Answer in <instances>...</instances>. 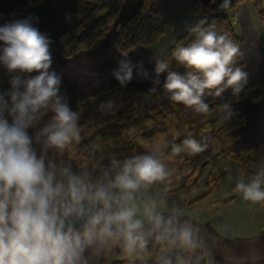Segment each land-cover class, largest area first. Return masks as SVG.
Here are the masks:
<instances>
[{"label":"clouds","instance_id":"clouds-1","mask_svg":"<svg viewBox=\"0 0 264 264\" xmlns=\"http://www.w3.org/2000/svg\"><path fill=\"white\" fill-rule=\"evenodd\" d=\"M227 6V2L222 5ZM192 31L197 39L187 47L178 46L173 53L192 71L186 76L169 72L164 87L173 101L206 112L208 105L202 100L205 90L208 94L215 90L216 96L228 87L239 92L246 74L232 67L238 45L225 35H217L211 26L202 29L197 25ZM0 41L4 44L0 62L9 72L38 73L23 80L19 76L12 79L11 107L0 95V264H84L88 246L116 233L122 234L129 246L134 245L142 222L134 218L135 208L121 202L131 199L142 183L147 186L164 180L168 175L164 165L151 155H142L125 160L122 166L113 161L120 171L106 181L93 183L69 168H63L57 179L56 172L46 168L43 156L37 157L28 134V129L51 111L54 115L38 134V138L46 137V148L64 149L80 139L78 114L61 102L59 78L48 71L50 42L26 20L0 27ZM167 67L158 61L156 72ZM116 77L121 82L130 80V64L122 62ZM183 143L191 153L204 150L193 139ZM180 151V147L173 148L175 153ZM260 184L258 176L237 188L246 200L256 202L264 200ZM83 217H87L84 229L77 231L75 223L69 221ZM152 219L157 227L172 224L171 219L164 221L161 216ZM179 237L185 245H192L190 227L179 229Z\"/></svg>","mask_w":264,"mask_h":264},{"label":"trees","instance_id":"trees-1","mask_svg":"<svg viewBox=\"0 0 264 264\" xmlns=\"http://www.w3.org/2000/svg\"><path fill=\"white\" fill-rule=\"evenodd\" d=\"M26 1L29 6L35 7L44 0ZM122 1L116 0L115 5L107 10L105 6L98 5L93 0H76L75 13L79 18V23L72 29L58 35L62 58L68 59L79 52L95 48L99 40L105 36L114 23ZM246 1L224 0L214 9H200L192 19L190 29L172 44L167 54L162 58L161 62L168 65L165 71L167 73L175 72L182 76H186L192 71V69L178 62L173 53L178 46L187 47L197 39V34L192 31L197 25L202 29H208L210 26L213 30L220 29L228 39L239 46L242 39L235 34L230 13ZM225 2L228 5L226 8L222 7ZM156 5L157 0H140L139 12L132 15L124 25L117 29L118 39L115 47L119 53L126 54L135 48L154 46L165 35L169 25L157 26L153 23L158 16ZM254 8L261 10L260 0H256ZM262 13L261 11L259 15L261 16ZM17 76L23 80L33 75L19 71L9 72L5 65L0 62V95H3L9 107H11L10 93L13 91L11 82ZM20 90L23 91V87ZM166 91L164 86L153 89L148 93L134 88H115L94 99L89 106H86L83 102H78L76 113L78 114L77 127L80 139L73 144L72 151L74 155L87 160L94 150L115 143H122L125 151L133 152L137 143L151 140L167 129L183 127L181 136L176 138L160 154V158H165L174 153V147L189 150L183 143L188 139H193L201 145L205 134L210 136L218 148L211 159L224 156L234 142V138L230 133L243 125L241 117L231 116L227 113L226 105L229 102L240 101L253 92H255L252 97L253 101L262 98L264 96V79L255 83L240 85L239 92H235L233 89L229 99L217 103L206 102L208 111H197V114L207 119L194 127L188 120L184 104L181 102L169 100L150 109L146 108L153 100L164 95ZM107 101L112 103V108L106 116L99 117L97 109ZM143 129L146 130L141 131ZM39 139L46 140V137H39ZM228 157L238 162L245 161L247 168L245 170L240 169V171L253 182L256 177L253 171L251 151ZM209 195L210 191H207L195 200L188 202L187 207L204 201ZM231 200L216 201L213 205H227ZM259 203L264 214V200H260ZM161 217L164 221L171 219L172 224L157 227L154 221H148L144 227L138 229L140 232L137 235L139 239L134 245L129 246L123 238L114 253L106 254L99 264H131L141 259L150 260L157 264H237L213 251L212 247L216 245L219 247V245L228 241H224L219 237L209 224L195 223L187 217L176 215L166 214ZM187 225L208 234L210 239H205L198 234L192 236V245H185L179 237V229ZM83 229L84 227L76 230L82 232ZM239 242L260 243L264 242V237L240 240ZM241 264H264V259Z\"/></svg>","mask_w":264,"mask_h":264},{"label":"crops","instance_id":"crops-1","mask_svg":"<svg viewBox=\"0 0 264 264\" xmlns=\"http://www.w3.org/2000/svg\"><path fill=\"white\" fill-rule=\"evenodd\" d=\"M75 1L44 0L37 6L31 7L26 0H0V27L26 20L49 40L51 65L48 71L55 73L59 78L58 95L62 98L61 102L66 103L73 112H76L78 102L92 103L97 97L115 88H134L148 93L164 86L168 73L166 71L157 73V62H161L172 44L190 29L192 19L200 9H214L222 3L217 4L212 0H157L158 16L153 23L157 26L169 25V29L154 46L135 48L126 54L119 53L115 47L117 32L111 41H106L105 35L95 48L64 59L60 55L58 35L79 23L75 13ZM125 5L138 9L140 4L138 0H123L119 12ZM230 15L235 34L242 39V43L238 46L239 54L234 58L232 67L240 68L246 74L241 85L258 82L264 79V29L260 27L263 23L262 16L257 14L247 2L234 9ZM118 28L119 24L114 30L117 31ZM214 31L217 35H225L220 29L216 28ZM3 47L4 44L0 41V56L3 55ZM122 62L129 63L132 68L131 79L123 82L116 77V73L121 72ZM31 74L35 76L38 73ZM232 90V87H228L219 96L214 94L215 90H212V94H208L209 90H205L202 100L204 103L221 102L229 99ZM254 94L255 92L240 101L229 102L225 107L229 115L243 119V125L230 133L234 142L226 151L228 156L233 157L248 151H251V154L264 156V96L253 101ZM169 100H172L171 93L167 90L148 106H157ZM184 110L187 116L197 114L194 106L189 107L184 104ZM53 115L54 113L50 111L43 120H51ZM230 205L231 203L217 207V210L228 208ZM242 206L247 207L243 203ZM255 207L260 208L259 205ZM221 223L225 224L223 221ZM217 225L212 223L213 228H217ZM247 233L243 236L244 239L251 237L247 235L252 232ZM106 242L107 240L104 239L88 246L83 254L84 264H99L108 250ZM131 264L157 263L141 259Z\"/></svg>","mask_w":264,"mask_h":264},{"label":"rangeland","instance_id":"rangeland-1","mask_svg":"<svg viewBox=\"0 0 264 264\" xmlns=\"http://www.w3.org/2000/svg\"><path fill=\"white\" fill-rule=\"evenodd\" d=\"M94 1V0H93ZM139 4H140V0ZM217 4L224 0H212ZM98 5H103L106 9H110L116 3V0H96ZM219 2V3H218ZM247 3L254 8L256 0H247ZM121 6V5H120ZM140 6V5H139ZM215 6V5H214ZM261 10L255 9L257 14L262 11V20L260 27L264 29V0H260ZM136 10V11H135ZM120 7L114 20L109 28L106 41H111L117 31L115 27L124 25L128 18L139 12V7H131L125 5ZM118 17V18H117ZM258 26V25H257ZM259 27V26H258ZM93 102V101H92ZM86 106L91 101H84ZM152 106L146 107L150 109ZM112 108V103L107 101L97 109L99 117H104ZM207 118L198 114L188 115V120L192 126L205 121ZM11 118L9 119V121ZM49 120H42L38 124L28 129V134L32 139V148L36 152L37 157L43 156L46 168L55 171L57 179H60V171L63 168H69L73 173L81 175L85 180H91L93 183L100 180H108L120 171V167L114 166L113 161H118L122 166L125 160L136 156L151 155L162 163L168 175L162 181H156L145 186L143 183L132 194L131 199H123L122 206L135 208V219L142 222V227L148 221H153L152 217L162 215H176L179 217H187L195 223L218 224L217 228H213L219 237L225 242L219 247L216 245L213 251L220 254L227 260L241 264L251 263L264 259V242L260 243H241L240 240L254 239L264 237V214L262 213L259 201L246 200L242 191L238 190L237 185L244 183L246 185L252 183L246 175H243L240 169L245 170L247 165L245 161L238 162L224 155L218 158L213 156L218 151L217 146L208 134L203 135L201 146L203 151L191 153L190 150H181L179 153H172L165 158H160V154L165 151L169 145L182 134V128L167 129L162 134L155 136L151 140L141 141L136 144L133 152L124 150V144L115 143L113 145L94 150L89 159L85 160L76 157L72 151L73 144L76 141L65 146L64 149L55 147H45L46 140L38 138V134L45 127ZM143 129L141 131H144ZM44 137V136H39ZM253 162V171L255 177H260V189L264 191V156L259 154H251ZM53 165L54 167H49ZM107 173V176L105 175ZM213 184H215L213 186ZM207 191L210 195L202 202L187 207V203L200 197ZM232 199L228 208L217 210L213 203L220 200ZM229 203V204H230ZM242 203L247 207L242 206ZM259 205L260 208L255 206ZM256 209L260 212H256ZM225 222L222 224L221 222ZM191 228L192 236L200 235L205 239H210L208 234L197 231V228L187 225ZM250 228H247L249 227ZM246 229L245 231H242ZM251 231L244 239L245 233ZM245 232V233H244ZM139 235V230H136ZM124 236L116 233L110 238H106L108 253H114ZM236 241V242H234Z\"/></svg>","mask_w":264,"mask_h":264},{"label":"water","instance_id":"water-1","mask_svg":"<svg viewBox=\"0 0 264 264\" xmlns=\"http://www.w3.org/2000/svg\"><path fill=\"white\" fill-rule=\"evenodd\" d=\"M79 220L80 221L70 220L69 223H75L76 229H80V228L84 227L86 220H87V217L80 218Z\"/></svg>","mask_w":264,"mask_h":264},{"label":"flooded vegetation","instance_id":"flooded-vegetation-1","mask_svg":"<svg viewBox=\"0 0 264 264\" xmlns=\"http://www.w3.org/2000/svg\"><path fill=\"white\" fill-rule=\"evenodd\" d=\"M77 221H80V220H77Z\"/></svg>","mask_w":264,"mask_h":264}]
</instances>
